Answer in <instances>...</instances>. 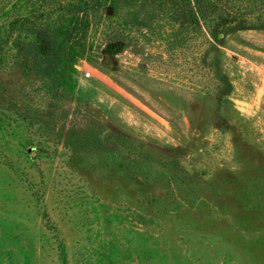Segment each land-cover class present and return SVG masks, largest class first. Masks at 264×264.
Here are the masks:
<instances>
[{"label": "rangeland", "instance_id": "obj_1", "mask_svg": "<svg viewBox=\"0 0 264 264\" xmlns=\"http://www.w3.org/2000/svg\"><path fill=\"white\" fill-rule=\"evenodd\" d=\"M63 1L0 0V264H264V0H117L44 69L10 22Z\"/></svg>", "mask_w": 264, "mask_h": 264}, {"label": "trees", "instance_id": "obj_2", "mask_svg": "<svg viewBox=\"0 0 264 264\" xmlns=\"http://www.w3.org/2000/svg\"><path fill=\"white\" fill-rule=\"evenodd\" d=\"M171 1V0H170ZM182 8L175 10L178 19L182 21L199 20V9L195 6L198 0H175ZM117 0H65L60 4L72 14L71 20L63 28L41 24L40 14H30L16 17L10 22V31L22 28L36 35V42L28 43L22 48V53L47 60L44 69L57 66L60 57L70 49H91L89 41L97 31L95 16L97 12L107 16L108 12H115ZM184 4V6L182 5ZM185 12L186 16L183 15ZM225 21V20H224ZM246 20L240 19L236 25H245ZM62 38L61 40H59Z\"/></svg>", "mask_w": 264, "mask_h": 264}, {"label": "built area", "instance_id": "obj_3", "mask_svg": "<svg viewBox=\"0 0 264 264\" xmlns=\"http://www.w3.org/2000/svg\"><path fill=\"white\" fill-rule=\"evenodd\" d=\"M87 74H89V72H87Z\"/></svg>", "mask_w": 264, "mask_h": 264}]
</instances>
